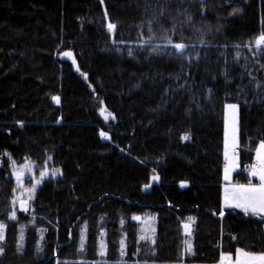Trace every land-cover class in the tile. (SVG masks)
I'll list each match as a JSON object with an SVG mask.
<instances>
[{"label": "trees", "instance_id": "16d2710c", "mask_svg": "<svg viewBox=\"0 0 264 264\" xmlns=\"http://www.w3.org/2000/svg\"><path fill=\"white\" fill-rule=\"evenodd\" d=\"M262 34L264 0H0V264L264 254V217L222 210L228 105L239 119L232 182L257 183L243 166L264 144ZM24 162L59 175L11 220V165ZM146 214L153 243L132 220Z\"/></svg>", "mask_w": 264, "mask_h": 264}, {"label": "rangeland", "instance_id": "374dc122", "mask_svg": "<svg viewBox=\"0 0 264 264\" xmlns=\"http://www.w3.org/2000/svg\"><path fill=\"white\" fill-rule=\"evenodd\" d=\"M264 46V45H262ZM236 105V104H232ZM237 108L235 110L230 109L227 107L225 111V119H224V177L227 178V176H232L236 174L237 172V165H236V160H237V155H236V149L238 147V142H239V119H238V105H236ZM102 138L105 140L106 137L102 135ZM256 159L255 155V160L254 162L257 164L256 169H249L247 173H251V176L253 172H257L259 176V171L264 164V161ZM253 163V162H252ZM251 164V163H249ZM12 171H13V177L15 179V189H14V194L13 198L11 201V208L12 211L10 212V219L11 220H16V212L21 211L24 213H29L31 211L30 208V201L33 199L34 194L42 184V182L46 180H51L53 178H56L59 175V171L53 167L52 165H44L43 168H39L30 162H24L19 165H11ZM45 173L43 179H41V173ZM255 175L256 177H258ZM19 176V180H18ZM37 180L40 181L39 184H37ZM156 182V180L154 181ZM30 189H34L33 191H29ZM13 214L15 215V218L13 219ZM249 215V214H248ZM255 216V215H252ZM133 217H137L138 219H133ZM132 220L135 222H138L140 224V229H139V237L141 239V236H144L145 239H141L144 241H148L153 243L155 241V225H156V218L152 216L151 214H146L144 216L142 215H137L133 216ZM4 229V228H3ZM23 230V231H21ZM26 228H21L20 231V244L23 243L24 237H25V231ZM186 231V230H185ZM184 231V233H185ZM84 232V231H83ZM86 232V231H85ZM83 233L82 236V243L84 245L85 243V234ZM21 235H23V240H21ZM187 252L190 248L189 243H187ZM104 252V255H101V252ZM126 251V246H125V240L123 239V244H121L120 247V253H125ZM99 255L102 257H105L108 255V247L105 243L104 238L99 240ZM229 256V255H227ZM217 264V263H216Z\"/></svg>", "mask_w": 264, "mask_h": 264}, {"label": "snow or ice", "instance_id": "6c2138e0", "mask_svg": "<svg viewBox=\"0 0 264 264\" xmlns=\"http://www.w3.org/2000/svg\"><path fill=\"white\" fill-rule=\"evenodd\" d=\"M114 27H115L114 25L111 24L109 25L110 30L113 29ZM255 44L258 49H260L261 46L264 45V34H262L259 38L256 39ZM172 47L176 49L177 52L183 53L186 46L183 43H176V44H172ZM129 54L131 55V53ZM65 55H69V54L66 53ZM54 99L58 100V98H54ZM228 107L233 110L237 108L236 105H228ZM185 139H188V137L186 136ZM261 148L264 149V144L261 145ZM258 155H260L261 159L264 160V155H261L259 152ZM257 174H258L257 172L252 173V175L254 176ZM44 175L45 173L42 172L41 179H43ZM259 175L261 179V186L259 188H256L254 186H249L248 188H245L244 186H240L241 191L233 194L231 198L232 200L238 201L239 203H237L236 206L244 207V211L246 213L249 211V209H251L254 214L257 212H264V164H262L260 168ZM18 180H19V176H18ZM36 183L39 184L40 181L37 180ZM33 190L34 189H30L29 191H33ZM12 218L13 219L15 218L14 214ZM133 219H138V218L133 217ZM141 239H145V237L141 236ZM3 240H4L3 225H0V241ZM21 240H23V235H21ZM121 244H123V241H121ZM3 251H4L3 248H0V255L3 254ZM81 251H83V243L81 244ZM121 254L123 255L124 253L122 252ZM101 255H104L103 251L101 252ZM236 255H237V259L235 261V264H264V254L254 255L253 253L241 249H237ZM224 262H227V264H231L230 257H223L222 264H224Z\"/></svg>", "mask_w": 264, "mask_h": 264}, {"label": "crops", "instance_id": "0c3cea01", "mask_svg": "<svg viewBox=\"0 0 264 264\" xmlns=\"http://www.w3.org/2000/svg\"><path fill=\"white\" fill-rule=\"evenodd\" d=\"M258 152L261 155H264V149H262L261 147L259 148V150L256 153V159L262 160L261 156L258 155ZM238 160V159H237ZM236 160V165H237V169H238V161ZM264 161V160H262ZM261 161V162H262ZM238 171V170H237ZM251 173L248 174V176L250 178L256 179L257 183L256 184H235L232 182V178L235 175L232 176H227V178L224 177L223 175V184H222V210L224 212V210H228V209H233V210H237V211H241L245 214H249V215H255V216H259V217H264V212H257V213H253L251 209H249V211L246 213L244 211V207H237L236 204L239 203L238 201L232 200V196L235 193H238L241 191L240 186H244L245 188H248L249 186H254L256 188H259L261 186V179H260V175L258 177L256 176H251ZM185 233L187 232V229H185ZM237 254V252H236ZM235 254V259H233V257L231 256H227V255H221L219 262L217 264H222V258L223 257H230L231 260V264H235V261L237 259V255ZM254 255H260V254H254ZM224 264H227V262H224Z\"/></svg>", "mask_w": 264, "mask_h": 264}, {"label": "built area", "instance_id": "2783aa9c", "mask_svg": "<svg viewBox=\"0 0 264 264\" xmlns=\"http://www.w3.org/2000/svg\"><path fill=\"white\" fill-rule=\"evenodd\" d=\"M257 164L256 163H251V164H245L243 166V169H256Z\"/></svg>", "mask_w": 264, "mask_h": 264}]
</instances>
